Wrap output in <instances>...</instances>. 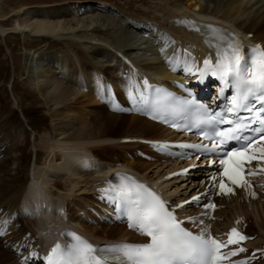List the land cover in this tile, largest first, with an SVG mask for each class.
I'll return each instance as SVG.
<instances>
[{"label":"bare ground","instance_id":"1","mask_svg":"<svg viewBox=\"0 0 264 264\" xmlns=\"http://www.w3.org/2000/svg\"><path fill=\"white\" fill-rule=\"evenodd\" d=\"M12 17L15 25L4 27L3 22ZM194 24L239 30L243 35L253 34L249 40L264 44V0H55L40 5L31 0H0L3 36L28 32L35 38L65 37L85 69L79 76H71L66 62L46 50L39 52L36 61L33 56L25 62L27 69L34 62L38 68L47 66L41 74L45 79L38 85L42 99L50 105L52 119L49 129L35 139V151L43 155L35 160L28 183H8L0 169V226L10 228L9 234L0 238V264H20L5 239L8 243L23 238L41 242L68 226L95 243L126 237L142 240L124 225H90L81 215L95 203L96 185L118 170L159 182L171 201L205 189L201 179L206 175L192 181L164 180L178 163L136 157L133 150L140 144L122 143L123 138H171L172 132L144 117L112 112L99 91V86L112 81L123 97V86L139 74L152 81H171L174 76L165 64L170 52L182 46L197 55L205 53L202 36L187 27ZM126 72L127 79L123 77ZM13 130L7 121L0 123V163L23 140L19 135L13 138ZM91 154L96 158L93 168H88L83 159ZM15 163L18 165L17 159ZM3 180L8 185L1 186ZM30 199L31 204L39 201V206H45L39 211L30 209ZM223 204L226 208L219 213L223 220L216 223L218 228L227 227L238 215L245 216L254 224L251 234L257 235L252 248L264 244V193L255 201L238 198Z\"/></svg>","mask_w":264,"mask_h":264},{"label":"snow or ice","instance_id":"2","mask_svg":"<svg viewBox=\"0 0 264 264\" xmlns=\"http://www.w3.org/2000/svg\"><path fill=\"white\" fill-rule=\"evenodd\" d=\"M212 30L222 31L214 28ZM218 56L220 58L214 68H209L212 64L211 58L204 61L205 68L200 75L203 76L206 72L211 71L213 76L219 74L220 79H224L225 76L231 77L235 81L236 95L233 96L231 107L227 109L225 114L209 112L203 105L196 106L202 108L204 112V115L196 122V126L203 125L213 129L214 134L210 135L203 127L201 128L202 135L214 141L213 151L221 150L228 141L240 139L241 130L250 125L254 119L248 117L246 123L239 120L233 121L229 118L230 114L238 116L239 110L253 111L248 106L253 96L264 105V54L259 60H253V67L247 69L243 66L242 62L245 57L238 46L229 43L225 52L223 54L218 53ZM144 83L147 85V80ZM170 98L175 99L172 94H167L162 100H157L153 111L175 113L183 110L184 105L195 103L193 100H185L181 105H177L169 102ZM115 107L119 108L118 105ZM260 115L264 116V112H261ZM153 118L157 117L153 116ZM216 124H227L228 127L216 129L213 127ZM261 125L259 131L262 134L259 140L252 139L245 147L233 150L227 154L226 158L221 159L220 163L224 165L222 175L230 184L221 180L218 184L220 193L232 194L234 192L232 186L243 187L247 183L246 172L251 174L245 165L254 159L264 160V147L259 148V157L255 155L256 145L260 140H264V120H261ZM180 146L187 148L206 147L197 144ZM249 149L252 150L251 153ZM111 199L114 204L118 203L125 211L130 226L149 238V242L143 244L111 246L110 250L122 256L125 264H220L221 260L226 258L221 255V249L227 246L224 242L207 235L205 232L194 234L182 227V222L178 220L174 211L170 210L165 202L148 190L146 186L139 183H123L116 187ZM198 199V197L192 198L193 201ZM176 207L180 208L183 205H176ZM208 207L214 209L215 204H209ZM4 234L0 233V235ZM228 235V245L239 244L248 239L236 228L231 229ZM73 236L75 243L71 244L70 247L62 248L57 243L51 249V254L47 257L48 264H108L107 248L98 249L79 235L73 234ZM240 251H246V249L240 248L230 255H238Z\"/></svg>","mask_w":264,"mask_h":264},{"label":"rangeland","instance_id":"3","mask_svg":"<svg viewBox=\"0 0 264 264\" xmlns=\"http://www.w3.org/2000/svg\"><path fill=\"white\" fill-rule=\"evenodd\" d=\"M31 1L40 5L55 0ZM15 20L12 17L3 22L4 27L14 26ZM68 42L65 37L61 40L49 36L35 38L28 32H10L6 36L0 33V123L7 121L10 127L14 128L12 137L16 138L19 135L23 138L15 148V152H11L9 157L0 163L3 178L6 176L8 183L29 182L35 158L39 160L43 155V152L39 151L36 152L35 157V139L39 140L40 135L49 129L52 119L50 105L42 99L40 95L42 90L39 86L45 79L41 74L46 73L47 66L38 68L37 63L34 62L30 69H27L25 62L33 56H35L33 61H36L39 52L46 50L54 53L52 57L62 58L66 62V68L72 72L71 76H79L85 69L78 61L79 56L74 51H70ZM54 77L58 78L57 75ZM14 177H17V180L12 181ZM7 182L3 180L1 186L8 185Z\"/></svg>","mask_w":264,"mask_h":264}]
</instances>
